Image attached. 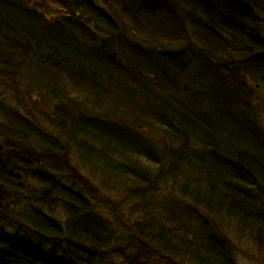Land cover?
Instances as JSON below:
<instances>
[{
    "label": "trees",
    "instance_id": "trees-1",
    "mask_svg": "<svg viewBox=\"0 0 264 264\" xmlns=\"http://www.w3.org/2000/svg\"><path fill=\"white\" fill-rule=\"evenodd\" d=\"M47 1L0 0V264H237L236 232L264 240V0Z\"/></svg>",
    "mask_w": 264,
    "mask_h": 264
},
{
    "label": "rangeland",
    "instance_id": "rangeland-1",
    "mask_svg": "<svg viewBox=\"0 0 264 264\" xmlns=\"http://www.w3.org/2000/svg\"><path fill=\"white\" fill-rule=\"evenodd\" d=\"M49 1V0H48ZM47 1V2H48ZM44 6L39 5L38 7L41 9V11L49 15L54 10H57L58 7L56 5L50 4ZM58 5V3H55ZM117 21V19H115ZM12 94L15 102L21 106V109L23 110V114H27L26 116L29 117L32 113L35 114L38 117H41V111L39 109L40 102L37 98L33 96V94L30 92V94L25 93L23 90H13ZM261 95V93H260ZM14 103V101L12 100ZM15 104V103H14ZM34 106V107H33ZM46 110V109H45ZM43 110V111H45ZM44 128H48L46 125L41 124ZM239 231L234 234V244L236 245L237 249L242 252V255L235 254V259L237 264H264V240H262L261 236L257 235L253 240H248L246 238H241L238 235ZM238 241H242L241 243H236Z\"/></svg>",
    "mask_w": 264,
    "mask_h": 264
},
{
    "label": "bare ground",
    "instance_id": "bare-ground-1",
    "mask_svg": "<svg viewBox=\"0 0 264 264\" xmlns=\"http://www.w3.org/2000/svg\"><path fill=\"white\" fill-rule=\"evenodd\" d=\"M157 2L160 4L162 10L164 8H166V5H164L162 2H160V0H157ZM80 4L83 5V6L80 5L77 8H71L70 9L69 7H66L63 4L59 3L58 4V8L60 10H62V12H64L66 15L71 16V17L78 18V17H80L82 14H84L86 12V10H87L86 7H88V5H91V4H93V5H95V4H102V5H105L106 6L107 5V2L105 0H81ZM110 8H112V6H110ZM110 8H108V9H110ZM108 9L103 10V12L105 13L106 16L109 14V12H108L109 10ZM44 16L47 17L48 15L44 14ZM55 210L59 214H61L60 212H62L61 208H58V207ZM46 223L48 224V221L47 220H46ZM241 242L242 241H238L237 243L239 244ZM17 257L18 258L22 257V253H19ZM2 261H3V259H2ZM2 264H5V262L3 261Z\"/></svg>",
    "mask_w": 264,
    "mask_h": 264
}]
</instances>
